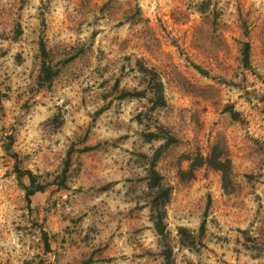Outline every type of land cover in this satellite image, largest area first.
I'll return each instance as SVG.
<instances>
[{
	"label": "rangeland",
	"instance_id": "rangeland-1",
	"mask_svg": "<svg viewBox=\"0 0 264 264\" xmlns=\"http://www.w3.org/2000/svg\"><path fill=\"white\" fill-rule=\"evenodd\" d=\"M140 64L163 82L152 111L118 97L144 87ZM157 123L176 141L146 140ZM159 148L176 264H264V0H0V264H163ZM15 164L46 184L29 202Z\"/></svg>",
	"mask_w": 264,
	"mask_h": 264
},
{
	"label": "trees",
	"instance_id": "trees-1",
	"mask_svg": "<svg viewBox=\"0 0 264 264\" xmlns=\"http://www.w3.org/2000/svg\"><path fill=\"white\" fill-rule=\"evenodd\" d=\"M39 50L41 56V64L39 73L37 76V84L42 87L45 85H49L56 75L57 70L53 67L52 64L46 61L47 51L46 47L42 40L39 43ZM241 54V62L244 67L250 66V43L245 40L241 42L240 47ZM140 72L145 76L144 87L140 90H120V94L118 97L125 96H139L146 97L148 102L151 103L150 111L155 108L161 107L165 105V96L163 89V82L159 73L153 67H146L140 64ZM152 114V112H150ZM136 119L138 122L143 121V117L141 112L136 115ZM144 137L146 140L151 141L154 139H165V143L163 146H167L176 141V138L171 134V132L160 123H157L155 129H148L144 132ZM160 148L157 150L156 154L151 158V162L146 171V179H147V188H148V205H149V219L152 223V227L155 230L156 234L160 237L161 240V254L163 256V264H176L173 256H172V247L169 244L168 230L166 227V210L165 206L169 201L170 196V185L163 180L162 175L156 169V161L158 160ZM206 164L211 167L220 170L222 172V180L225 182L228 179V174L230 173V160L228 158H220L218 154H212L208 158H205ZM193 167V166H192ZM15 171L17 173V177L22 180L23 177H27L28 184H22L25 189L26 200L29 202L30 197L34 195L36 192L43 191L45 189L46 184L37 181L36 175L29 169H21L17 164H15ZM65 173V169L63 170ZM203 227V226H202ZM180 236L186 241L182 240L183 244L188 245L191 240V236L189 235V231L180 226L178 228Z\"/></svg>",
	"mask_w": 264,
	"mask_h": 264
}]
</instances>
